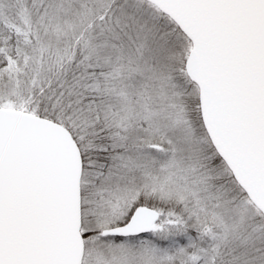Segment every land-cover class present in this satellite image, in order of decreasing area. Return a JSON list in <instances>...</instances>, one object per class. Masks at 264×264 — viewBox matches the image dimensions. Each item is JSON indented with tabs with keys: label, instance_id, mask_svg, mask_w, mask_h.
Listing matches in <instances>:
<instances>
[{
	"label": "snow or ice",
	"instance_id": "snow-or-ice-1",
	"mask_svg": "<svg viewBox=\"0 0 264 264\" xmlns=\"http://www.w3.org/2000/svg\"><path fill=\"white\" fill-rule=\"evenodd\" d=\"M0 264H264V0H0Z\"/></svg>",
	"mask_w": 264,
	"mask_h": 264
}]
</instances>
